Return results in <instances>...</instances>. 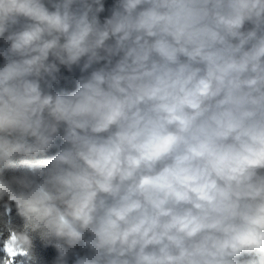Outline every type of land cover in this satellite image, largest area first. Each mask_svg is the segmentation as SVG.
Wrapping results in <instances>:
<instances>
[{
  "label": "clouds",
  "instance_id": "1",
  "mask_svg": "<svg viewBox=\"0 0 264 264\" xmlns=\"http://www.w3.org/2000/svg\"><path fill=\"white\" fill-rule=\"evenodd\" d=\"M48 3L0 0V201L25 264L35 238L54 264H264V0H118L103 22L102 0Z\"/></svg>",
  "mask_w": 264,
  "mask_h": 264
},
{
  "label": "trees",
  "instance_id": "2",
  "mask_svg": "<svg viewBox=\"0 0 264 264\" xmlns=\"http://www.w3.org/2000/svg\"><path fill=\"white\" fill-rule=\"evenodd\" d=\"M104 5V11L99 13V18L101 22L105 20V18H108L112 14L113 7L118 3V0H102ZM46 6H48L51 9V5L48 3V0H45ZM251 27L250 25H246V28ZM0 47H7V45L4 44L3 40H0ZM52 58L50 57V60ZM58 63V62H57ZM104 62H101L99 65H94L93 67H100L102 66ZM83 64V60L81 61V65H73L71 70H69L64 65H59V73H57L58 80L57 82H54L52 85V91L53 92H71L76 89V82L77 80L83 76L88 75L92 71V69H89L87 72L81 71V66ZM4 65V57L0 55V67ZM63 134V130L61 129V135ZM63 146L62 140L58 137L56 140V144L54 147H52L47 155L51 156L54 155L59 148ZM41 158H30L29 163H37ZM24 164L17 161L16 162V168L20 169L23 168ZM11 169L6 170L5 175L11 174ZM8 223L11 228L14 230H23L24 222L22 218L17 214V210L15 208V205L12 204L10 206V209L6 210L4 206V202L0 201V231L3 232V236L7 235V231L3 230L4 224ZM2 239V238H0ZM0 251V264H2L4 258L6 255H1ZM33 255L35 257L34 261L28 262V264H54L55 257L57 255L56 250L52 246H45L44 242L41 241L39 238H35L33 241ZM75 257L70 255L68 258L67 264H74ZM23 264H25L24 257H23Z\"/></svg>",
  "mask_w": 264,
  "mask_h": 264
},
{
  "label": "snow or ice",
  "instance_id": "3",
  "mask_svg": "<svg viewBox=\"0 0 264 264\" xmlns=\"http://www.w3.org/2000/svg\"><path fill=\"white\" fill-rule=\"evenodd\" d=\"M0 249L6 254L7 264H15L16 258L20 255H24L22 251H18L16 248V236L14 231L7 232L3 239H0Z\"/></svg>",
  "mask_w": 264,
  "mask_h": 264
},
{
  "label": "rangeland",
  "instance_id": "4",
  "mask_svg": "<svg viewBox=\"0 0 264 264\" xmlns=\"http://www.w3.org/2000/svg\"><path fill=\"white\" fill-rule=\"evenodd\" d=\"M0 251L2 252L1 255L4 254L2 250H0ZM4 255H6V254H4ZM15 264H23V257L18 256L16 258Z\"/></svg>",
  "mask_w": 264,
  "mask_h": 264
}]
</instances>
